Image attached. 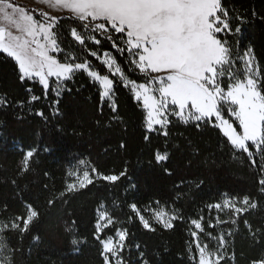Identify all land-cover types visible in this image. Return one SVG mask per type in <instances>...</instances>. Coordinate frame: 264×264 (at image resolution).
Wrapping results in <instances>:
<instances>
[{
  "label": "trees",
  "instance_id": "16d2710c",
  "mask_svg": "<svg viewBox=\"0 0 264 264\" xmlns=\"http://www.w3.org/2000/svg\"><path fill=\"white\" fill-rule=\"evenodd\" d=\"M221 3L229 11L233 27V32L222 36L229 41L234 59L251 48L256 63L264 69V0ZM237 17H243V21ZM71 26L69 21L61 22L58 35L64 52L57 58L64 62L65 54L71 52L77 62L88 59L101 75H109L115 81L117 112L109 107L111 101L101 99L99 85L84 72L75 73L61 89L51 79L45 95L37 80L20 81L15 62L0 54V96L8 101V105H0V224L25 215L26 203L40 213L23 235L16 230L0 233L8 244V249L1 252V261L103 264L101 245L94 236L98 209L107 211L114 220L103 238L116 239L117 229L127 231L122 252L126 264H194L190 258L195 254L194 246L192 252L188 251L193 231L203 243L208 241V232L213 237L232 233L226 235L224 264H251L253 259L264 257L260 169L249 166L246 154L234 156L222 133L207 125L197 128L171 116L167 136L160 131L147 132L144 112L130 91L72 40ZM235 26L241 27L240 33H235ZM88 47L95 46L89 41ZM106 49L116 56L129 79L145 82L143 74L129 71L126 55L115 53L107 41H102L97 50L102 54ZM237 67L241 68L239 62ZM32 96L40 99L31 101ZM29 149L36 151L29 171L20 176L18 169ZM157 152H166L168 160L157 164ZM256 160L257 164L264 163L259 156ZM92 168L105 175H119L126 169V175L115 183L106 182L97 179ZM85 171L93 184L66 192L68 184L78 186ZM61 192H65L62 199ZM245 196L257 206L235 217L236 223L231 222L228 208H209L223 205L226 198L239 202ZM53 197H57L56 202L49 206L48 200ZM131 204L137 205L154 231L143 227ZM154 205L175 212L171 228L161 227L144 215L145 209ZM218 219L226 223H217ZM193 220L200 221L203 232L196 230ZM209 223L214 228H209Z\"/></svg>",
  "mask_w": 264,
  "mask_h": 264
},
{
  "label": "snow or ice",
  "instance_id": "6c2138e0",
  "mask_svg": "<svg viewBox=\"0 0 264 264\" xmlns=\"http://www.w3.org/2000/svg\"><path fill=\"white\" fill-rule=\"evenodd\" d=\"M41 2L48 11L29 9L16 4L14 0H0V54L15 62L20 81L38 79L47 95L50 78L55 77L56 88L61 89L75 73L84 72L99 82L101 99L111 101L109 107L114 113L117 112L113 100L115 81L109 75H101L88 59L77 62V57L71 52L65 54V62L55 55L64 52L58 29L62 21H69L73 25L69 29L72 40L89 56L96 58L112 76H118L120 83L130 88L134 99L142 103L146 110L145 126L149 132L160 131L167 136L170 116L177 117L184 124L193 123L197 128L207 125L218 129L234 156L237 153L246 154L249 166L260 169L258 184L260 192L264 193V163L257 164L256 160L257 156L264 160V69L256 63L251 48L234 59L229 41L221 35L233 32L229 11L221 0ZM237 19L243 21V17ZM234 31L240 33L241 27L235 26ZM89 41L94 48L88 47ZM102 41H107L115 53L126 55L129 71L143 74L145 82L129 79L116 56L110 55L107 49L101 54L97 49L102 46ZM238 62L242 68L237 67ZM38 99L37 96L31 97V101ZM0 105H8L7 99L0 96ZM37 115L43 116V113L38 112ZM35 151L29 149L23 154L18 169L20 176L29 171ZM168 158L166 152L155 155L157 164ZM91 171L97 179L112 183L126 175V169L119 175H105L95 168ZM165 172H168L167 168ZM12 183L15 185L16 180ZM89 184H93V179L85 171L78 186L68 184L65 191H77ZM64 196L65 192H61L59 198ZM56 199H49L48 205L52 206ZM256 206L249 196H245L239 202L226 198L223 205L217 203L209 205V208H228L232 215L231 222L236 223L235 217ZM129 207L137 213L145 229L154 231L136 204ZM7 210L5 204L4 211ZM39 215L37 208L26 203V214L0 224V233L16 230L23 235ZM164 215L162 212L155 213L160 223L171 228L172 224L164 219ZM217 223L226 221L218 219ZM192 224L200 232L204 231L199 220H193ZM109 226H114L113 218L107 211L98 209L94 236L101 245L103 264H126L122 252L127 231L117 229L118 241L111 237L103 238L102 234ZM208 227L214 228V225L209 223ZM207 235L216 240V248H210L207 243L201 244L198 233L191 232L193 241L188 251L192 252L193 246L195 250L191 260L194 264H224L228 243L226 235L231 236L232 233L213 237L208 232ZM35 239L39 240V237ZM72 243L76 244L77 241L73 239ZM7 249L6 241L0 239V252ZM140 255L143 257L144 253ZM0 264L14 262L5 258ZM251 264H264V257L253 259Z\"/></svg>",
  "mask_w": 264,
  "mask_h": 264
},
{
  "label": "rangeland",
  "instance_id": "374dc122",
  "mask_svg": "<svg viewBox=\"0 0 264 264\" xmlns=\"http://www.w3.org/2000/svg\"><path fill=\"white\" fill-rule=\"evenodd\" d=\"M14 2L16 3V4H18V5H22V6H24V7H26V8H29V9H36V10H45V11H48L49 9H47L46 8V6L41 2V0H14ZM221 35H224V34H221ZM61 53H56L55 55H57V56H59ZM111 55V54H110ZM65 62V61H64ZM241 68H242V65H241ZM87 75V74H86ZM88 76V75H87ZM89 77V76H88ZM114 77H116L119 81H120V78L118 77V76H114ZM90 78V77H89ZM51 79H54V80H56V78L55 77H52V78H50V80ZM91 79V78H90ZM35 80H37L38 81V79H35ZM92 80V79H91ZM92 81H94V80H92ZM94 82H96L98 85H99V87H100V89H101V85L99 84V82L98 81H94ZM38 83H39V81H38ZM40 84V83H39ZM42 86V85H41ZM129 91H130V93L132 94V96H133V93H132V91L130 90V88H128V87H126ZM101 91H102V89H101ZM134 98V97H133ZM105 99H107V98H105ZM135 100V99H134ZM136 101V100H135ZM137 102V101H136ZM138 103V102H137ZM139 105H140V107H141V109L143 110V112H144V115H145V117H146V110H144L143 109V106H142V103H138ZM171 117V116H170ZM144 124H145V122H144ZM157 128H158V126H157ZM145 130L147 131V132H149L147 129H146V126H145ZM239 130V129H238ZM153 132V131H152ZM224 202V201H223ZM223 204V203H222ZM101 211H104V210H102L101 209ZM157 212H162V213H164L165 215H164V219L165 220H169V222L172 224V222L176 219V215H175V212H173L171 209H169V208H166V207H163V206H160V205H154V206H151V207H149V208H147V209H145V211H144V215H148V216H150L149 218H151V220L154 222V223H156V224H158V225H160L161 227H164V228H167V227H165L162 223H160L157 219H156V217H155V213H157ZM171 217H175L174 219H170ZM197 230V229H196ZM198 232H200L199 230H197ZM208 238V241L206 242L207 244H209V246H210V248H216L217 247V242H216V240H214V239H210L209 237H207ZM1 239V238H0ZM114 241H118L119 240V237H118V235H117V237H116V239H113ZM201 242V241H200ZM201 244H205V243H203V242H201ZM0 261H1V252H0Z\"/></svg>",
  "mask_w": 264,
  "mask_h": 264
}]
</instances>
